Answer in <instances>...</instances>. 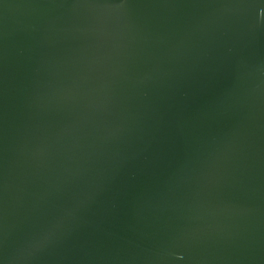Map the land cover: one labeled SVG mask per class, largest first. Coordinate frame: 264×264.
Wrapping results in <instances>:
<instances>
[{"label":"water","instance_id":"95a60500","mask_svg":"<svg viewBox=\"0 0 264 264\" xmlns=\"http://www.w3.org/2000/svg\"><path fill=\"white\" fill-rule=\"evenodd\" d=\"M0 264H264V0H0Z\"/></svg>","mask_w":264,"mask_h":264}]
</instances>
